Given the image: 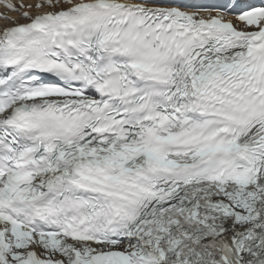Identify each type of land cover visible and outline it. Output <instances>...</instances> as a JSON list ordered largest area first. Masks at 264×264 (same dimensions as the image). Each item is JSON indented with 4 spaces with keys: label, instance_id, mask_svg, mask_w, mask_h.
I'll return each mask as SVG.
<instances>
[{
    "label": "snow or ice",
    "instance_id": "snow-or-ice-1",
    "mask_svg": "<svg viewBox=\"0 0 264 264\" xmlns=\"http://www.w3.org/2000/svg\"><path fill=\"white\" fill-rule=\"evenodd\" d=\"M0 7V264H264V0Z\"/></svg>",
    "mask_w": 264,
    "mask_h": 264
}]
</instances>
